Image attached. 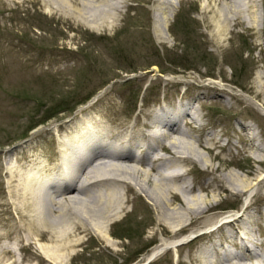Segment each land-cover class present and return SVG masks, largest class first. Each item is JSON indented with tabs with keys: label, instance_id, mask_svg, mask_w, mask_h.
<instances>
[{
	"label": "rangeland",
	"instance_id": "rangeland-1",
	"mask_svg": "<svg viewBox=\"0 0 264 264\" xmlns=\"http://www.w3.org/2000/svg\"><path fill=\"white\" fill-rule=\"evenodd\" d=\"M107 1L118 4L120 13L102 26L80 15L53 13L42 0H0V226L7 217L2 166L12 157L9 150L37 128L54 127L81 109L134 123L137 112L149 119L166 97L183 98L197 121L184 119L178 126L192 134L184 140L199 156L195 163L185 162L179 182L210 181L205 162L218 167L215 175L232 172L247 181L264 172V0H217L207 12L206 0ZM174 2L164 33L158 19ZM194 135L214 136L224 147L208 153ZM37 137L48 147L47 135ZM215 153L221 160L211 159ZM193 193L206 196L197 189ZM133 195L121 218L101 232L109 246L99 232L84 236L65 262L12 264H133L165 237L154 224L148 199ZM248 199L254 219L241 231L254 253L209 259L202 247L223 235L218 228L196 243L191 235L211 229H198L200 222L179 235L197 232L163 248L148 264H264V178L251 192L222 191L211 201L233 210ZM215 218L207 219L209 225Z\"/></svg>",
	"mask_w": 264,
	"mask_h": 264
},
{
	"label": "bare ground",
	"instance_id": "bare-ground-1",
	"mask_svg": "<svg viewBox=\"0 0 264 264\" xmlns=\"http://www.w3.org/2000/svg\"><path fill=\"white\" fill-rule=\"evenodd\" d=\"M216 2L206 0L204 11L212 10ZM41 3L53 13L80 15L102 26L109 25L120 13L118 4H109L107 0H42ZM176 7L174 2L169 14L158 19L164 33ZM216 26L219 28L220 24ZM182 99L166 97L158 107L154 106L149 119L147 113L145 116L137 112L134 123L118 114L113 119L102 118L95 109H81L72 117L56 122L54 127L37 128L28 141L19 143L16 150H9L12 157L2 166L7 217L0 226L3 229L0 262H65L84 236L99 232L104 245L109 246V239L101 232L121 218L133 201L130 193L148 199L151 204L146 205L156 215L154 224L165 235L133 264L153 261L163 248L175 246L182 237L197 232L192 229L179 235L200 222L198 229L210 226L211 229L198 231L193 237L197 238L196 243L218 228L223 235L216 240L218 246L212 239L210 246L202 247L209 259L254 253L247 248L241 231L254 219L252 201L248 199L232 210L219 207L211 199L222 191L251 192L255 183L264 178V172L247 181L232 172L215 175L218 167L205 162L204 169L213 174L210 181L192 186L179 182L185 176L181 170L185 162L195 163L199 156L193 144L184 140L192 134L178 126L184 119L197 121L193 114L197 112ZM43 135L49 137L46 148L37 137ZM193 140L208 153L215 147H224L214 136L194 135ZM210 157L221 160L216 153ZM195 189L205 191L206 196L193 193ZM212 210L215 212L209 213ZM213 218L209 225L207 219ZM225 241L234 244V248ZM19 251L24 253L18 255Z\"/></svg>",
	"mask_w": 264,
	"mask_h": 264
},
{
	"label": "water",
	"instance_id": "water-1",
	"mask_svg": "<svg viewBox=\"0 0 264 264\" xmlns=\"http://www.w3.org/2000/svg\"><path fill=\"white\" fill-rule=\"evenodd\" d=\"M148 263V261L147 262H144L143 264H147Z\"/></svg>",
	"mask_w": 264,
	"mask_h": 264
}]
</instances>
